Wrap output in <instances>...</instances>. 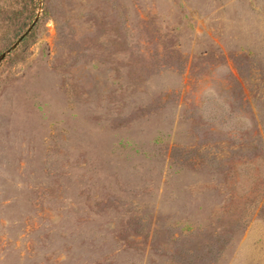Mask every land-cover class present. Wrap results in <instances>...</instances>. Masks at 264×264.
<instances>
[{
	"label": "rangeland",
	"instance_id": "374dc122",
	"mask_svg": "<svg viewBox=\"0 0 264 264\" xmlns=\"http://www.w3.org/2000/svg\"><path fill=\"white\" fill-rule=\"evenodd\" d=\"M8 51L0 264H264V0H0Z\"/></svg>",
	"mask_w": 264,
	"mask_h": 264
},
{
	"label": "water",
	"instance_id": "95a60500",
	"mask_svg": "<svg viewBox=\"0 0 264 264\" xmlns=\"http://www.w3.org/2000/svg\"><path fill=\"white\" fill-rule=\"evenodd\" d=\"M35 24H36V22H34L33 23V25L28 29V31L19 39V41L18 42H16L14 45H13V47H12V49L11 50H14L24 39H25V37L32 31V29L34 28V26H35ZM10 50V51H11ZM10 51H8V52H6V53H4V54H2L1 56H0V64H1V62L3 61V59L10 53Z\"/></svg>",
	"mask_w": 264,
	"mask_h": 264
},
{
	"label": "trees",
	"instance_id": "16d2710c",
	"mask_svg": "<svg viewBox=\"0 0 264 264\" xmlns=\"http://www.w3.org/2000/svg\"><path fill=\"white\" fill-rule=\"evenodd\" d=\"M34 34V29L25 37V39L23 40V42H26L28 41L30 38H32Z\"/></svg>",
	"mask_w": 264,
	"mask_h": 264
}]
</instances>
